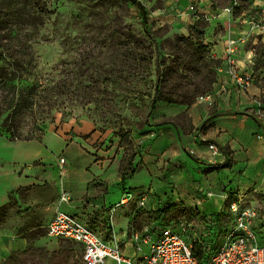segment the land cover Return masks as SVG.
I'll use <instances>...</instances> for the list:
<instances>
[{
  "label": "rangeland",
  "instance_id": "1",
  "mask_svg": "<svg viewBox=\"0 0 264 264\" xmlns=\"http://www.w3.org/2000/svg\"><path fill=\"white\" fill-rule=\"evenodd\" d=\"M140 1L149 17L151 38L148 39L142 23L141 9L131 1L40 0L42 7H47L48 13L43 15V24L32 41L37 68L31 79L40 89L34 110L27 113L23 121L16 122L22 124L23 137L33 134L36 139L43 140L47 133H64L70 134L71 140H76L77 136L85 139L95 136L96 143L101 145L111 147L120 144L126 154L125 161L134 159L138 153L134 137L146 132L149 118L155 109L151 102L157 81V59L163 62V66L172 67L176 63L175 57L179 56V63L183 64L189 62L191 55L196 53L202 58L199 67L206 73L209 56L213 55L208 45L205 46L206 49L195 52L192 45L179 41L180 36H190L195 22L184 33L174 25L177 20L172 18L171 11H166L167 14L160 11L165 9V0ZM217 2L221 6L230 7L233 0ZM249 4L250 0H239L237 8L240 11L239 8ZM197 6L192 2L189 9L195 11ZM228 7L225 9L228 10ZM160 14L165 16L162 20L156 18ZM202 18L208 22L205 16ZM198 19L199 16L196 21ZM206 32L207 28L205 36ZM135 36L146 38L144 41L148 46L147 50L140 41L134 39ZM261 42L264 43L262 39L248 40L246 46L252 50L255 73L253 80L264 84V65L258 62L262 54L259 50ZM149 52H152L151 62L144 59L145 56L149 58ZM185 74L188 78H197L191 69L185 71ZM199 79L202 81V78ZM7 115L6 111L0 116V136L10 140L9 131L3 126ZM170 121L183 127L189 126L185 116ZM4 143L5 140L0 138V153L6 154L8 150ZM60 159L63 163L64 158ZM149 179L144 172H139L133 183L146 187ZM35 189L38 196L34 198L30 194L31 187L22 188L19 197L12 193L10 202L0 213V232L10 231L25 237L28 242L26 249L13 252L0 261V264H80L83 259L80 244L52 237L47 233V226L54 218L55 211L62 209L61 205L67 202L62 200L67 191L58 187L55 181L52 183L48 180ZM118 196L121 197V194L113 197L117 200ZM20 199L22 203L19 202ZM139 200L140 198L135 197L130 201L133 212L131 222L127 228H121L117 233L110 221L117 214L114 212L115 208L110 211V218L107 217L102 223H97L96 215L92 212L86 217L76 215L105 240L119 243L123 249L126 242L132 240L134 231H138L140 236L144 235L146 228L153 232V226L159 220L162 224L173 227L185 221L188 226V241L192 242L203 236L208 215H202L182 204L158 215L155 210L162 204L155 205L154 210L153 206L147 204L140 206ZM230 202L220 212L210 215L216 230H222L223 226L230 224ZM87 203L90 205L89 201ZM251 206L259 212L263 210L258 204ZM115 210L118 212L120 208ZM260 222L257 220L256 227L264 234V225ZM125 223V220L118 221L117 225L124 227ZM189 224L192 226L189 227ZM141 246L146 252L145 243L141 242ZM103 264L116 263L107 258Z\"/></svg>",
  "mask_w": 264,
  "mask_h": 264
},
{
  "label": "crops",
  "instance_id": "2",
  "mask_svg": "<svg viewBox=\"0 0 264 264\" xmlns=\"http://www.w3.org/2000/svg\"><path fill=\"white\" fill-rule=\"evenodd\" d=\"M164 2L165 9L160 11H171L177 20L174 25L184 33L198 16L208 20L204 42L220 60L209 96L191 105L158 102L146 132L134 137L138 153L128 161L120 144L101 145L95 136L71 140L70 134L47 133L43 140L17 141L0 136L8 150L0 153V206L10 202L12 193L19 197L24 187H31L32 198L37 197L35 188L48 180L67 191L61 210L83 217L92 212L97 223H102L113 208H120L110 218L115 233L127 228L133 217L131 202H124L127 194L141 198L147 191L145 205L154 210L155 205L168 201L208 216L220 212L228 201L242 199L248 206L262 207L258 221L264 225V105L257 104L264 99V88L253 81L252 50L246 46L248 40L264 41V35L249 23L260 9L253 7L254 0L233 13L217 0ZM192 2L198 11L189 9ZM164 17L156 16L159 20ZM236 73L251 76L245 89L235 82ZM179 116L187 118L188 127L170 121ZM210 143H216L221 153L215 154ZM129 161L136 170L122 181ZM226 162L230 164L225 166ZM139 172L150 178L146 187L133 183ZM116 194H121L118 201L113 197ZM123 220L125 226L118 227ZM27 245L25 237L1 231L0 261Z\"/></svg>",
  "mask_w": 264,
  "mask_h": 264
},
{
  "label": "trees",
  "instance_id": "3",
  "mask_svg": "<svg viewBox=\"0 0 264 264\" xmlns=\"http://www.w3.org/2000/svg\"><path fill=\"white\" fill-rule=\"evenodd\" d=\"M46 13H48L47 7L43 8L40 0H0V116L6 111L8 112L3 126L9 131V139L12 141L37 138L33 134L23 137L21 135L22 124L16 122L23 121L24 116L33 111L37 103L40 87L36 82L31 81L37 68V56L32 41L43 24V15ZM140 13L145 35L147 39L151 38L148 13L146 12V16L142 10ZM207 26L208 22L199 16L191 28L190 36H180L179 41L187 43L188 46L192 45L195 52L206 49L207 44L204 43V36ZM134 39L140 41L146 50L148 49L144 41L146 38L135 36ZM194 41L196 42L194 43ZM208 48H210L209 45ZM259 50L262 51V54L258 62L264 65L263 42H261ZM147 55L149 58L145 56L144 59L151 62L152 52ZM174 61L176 63L172 67L163 66V62L158 59L156 61L157 81L151 102L153 106L158 102L191 105L200 96L209 95L213 89L217 80L220 60L210 55L209 68L206 73L200 69L199 64L202 58L196 53L191 55L189 62L179 63V56L175 57ZM189 69L194 72L197 78H188L185 71ZM254 75L253 70L252 78ZM199 78H202V81ZM253 81L264 88V84H261L259 80L254 79ZM204 128L205 125L202 129ZM229 164L230 162H226L224 165ZM130 165H132L131 161L125 165L122 181L125 180L128 173L135 172L136 168H132ZM6 205L0 206V213ZM226 206H228V202ZM178 207V204L166 201L155 210V213L163 215ZM194 248L196 253L200 254L201 246L196 241Z\"/></svg>",
  "mask_w": 264,
  "mask_h": 264
},
{
  "label": "built area",
  "instance_id": "4",
  "mask_svg": "<svg viewBox=\"0 0 264 264\" xmlns=\"http://www.w3.org/2000/svg\"><path fill=\"white\" fill-rule=\"evenodd\" d=\"M239 6V0H233L228 10L234 11ZM253 7L260 9L258 15L250 18L252 28L259 29L264 34V0H254ZM235 82L246 88L251 76L234 74ZM209 95L200 96L204 100ZM259 107L263 99L257 101ZM209 148L215 153L222 149L216 143H210ZM150 191L141 195L139 204L145 206ZM124 202L135 197L127 194ZM64 193L62 200H67ZM231 222L223 226L222 230L215 229V223L210 218L205 222V232L202 237L194 241L186 238L187 223L182 221L178 226H169L158 222L151 232L145 229L144 237L134 231L132 240H128L125 248L119 243L105 240L76 214L58 209L54 218L47 226L49 236L72 240L81 245L83 259L80 264H103L109 258L116 264H264V234L257 229L259 212L255 207L246 206L242 199L229 203ZM211 220V221H210ZM192 226L189 224V227ZM155 231V233H154ZM201 246L200 254L194 248V242ZM141 242L145 243L144 252ZM136 244V246H135ZM127 249V251H125Z\"/></svg>",
  "mask_w": 264,
  "mask_h": 264
},
{
  "label": "water",
  "instance_id": "5",
  "mask_svg": "<svg viewBox=\"0 0 264 264\" xmlns=\"http://www.w3.org/2000/svg\"><path fill=\"white\" fill-rule=\"evenodd\" d=\"M133 3H136L140 9L142 10L144 16H146V8L144 7V5L142 4V2L140 0H130Z\"/></svg>",
  "mask_w": 264,
  "mask_h": 264
}]
</instances>
